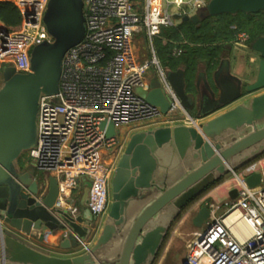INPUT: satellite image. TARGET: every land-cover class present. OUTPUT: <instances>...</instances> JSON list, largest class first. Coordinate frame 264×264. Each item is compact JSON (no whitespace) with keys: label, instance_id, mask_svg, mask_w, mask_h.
Segmentation results:
<instances>
[{"label":"water","instance_id":"obj_1","mask_svg":"<svg viewBox=\"0 0 264 264\" xmlns=\"http://www.w3.org/2000/svg\"><path fill=\"white\" fill-rule=\"evenodd\" d=\"M261 10L264 0H209L183 20L197 23L209 15ZM43 20L51 39L31 48L30 70L19 72L8 65L0 83V264H109L98 253L120 239L124 244L115 264H149L157 258L178 213L190 201L225 173L264 153V37L250 46L259 55L253 82L243 84L231 76L229 61L222 60L217 73L227 68V74L219 77L216 85L206 81L208 94H200L196 82L187 79L185 68L166 70L184 108L210 118L200 120L198 126L177 123L127 136L110 181L107 219L94 230L97 219L88 206L86 179L82 209L72 214L56 205L59 183L55 176H49L48 192L39 196L37 170L19 162L23 153L36 145L41 96L59 93L65 54L86 35L85 2L49 0ZM143 97L163 113L171 107L161 82L152 80ZM101 126L109 137L117 134L113 122L103 121ZM261 178L262 173L256 171L246 182L254 187ZM237 195L234 188L230 196ZM135 200L143 209L130 222L128 209ZM210 214L208 205L201 206L193 224L201 228ZM58 230H68L66 236L62 234L60 247L72 252H45L24 237L44 239ZM92 235V244L79 250ZM182 264H186L185 258Z\"/></svg>","mask_w":264,"mask_h":264},{"label":"built area","instance_id":"obj_2","mask_svg":"<svg viewBox=\"0 0 264 264\" xmlns=\"http://www.w3.org/2000/svg\"><path fill=\"white\" fill-rule=\"evenodd\" d=\"M13 2L22 12L14 30L0 21V83L8 65L19 72L31 68V48L51 36L44 23L49 0H0ZM86 35L65 54L60 91L43 94L38 111V134L30 157L38 172L39 196L49 188V176L59 183L56 205L72 214L80 207V181L89 183V209L97 223L110 208V181L126 138L119 128L179 122L198 126L200 118L187 111L170 84L157 56L154 38L205 6L208 0H84ZM234 42L250 46V34L231 25ZM150 40L152 60L141 61L133 45L137 33ZM182 48H175L180 55ZM152 65L171 98L167 113L147 102L135 87L149 88ZM174 112V114H171ZM103 121L117 129L109 137ZM260 171V184L251 187L246 177ZM238 195L221 205L207 203L211 214L205 227L188 243L186 264H264V156L232 170ZM204 222V223H205ZM97 224L93 227L97 230ZM64 236L68 230H63ZM95 235L80 245L88 248ZM31 241V238H26ZM182 264V262L180 263Z\"/></svg>","mask_w":264,"mask_h":264},{"label":"crops","instance_id":"obj_3","mask_svg":"<svg viewBox=\"0 0 264 264\" xmlns=\"http://www.w3.org/2000/svg\"><path fill=\"white\" fill-rule=\"evenodd\" d=\"M209 1V0H208ZM180 21H177L176 24L180 23ZM175 24V25H176ZM143 36L141 37L139 43V47L141 45H150V40L146 36L144 32ZM140 34V33H139ZM137 33V35H139ZM155 41V40H154ZM252 44V43H251ZM251 46V45H250ZM242 47L240 45H237L234 40L230 41L226 44V48L222 51L220 56L218 57L217 61L213 64H207L206 62L200 60L198 63L193 67L192 69H189L188 66L184 63L181 62L176 68H172L167 60L164 62L160 57H158L161 61L162 66L166 67L167 69H177L179 67H183L186 69V74H187V79L191 82L198 85L200 89V94H208V89L206 85V81L210 84H215L216 81L219 77H221L223 74H227V71L229 70L231 76H235L236 78L240 79L243 84L245 83H250L253 82L256 79L257 73H258V62H257V56L254 53L255 51L251 49V47ZM136 52L138 53V56L140 55V49L138 47H134ZM254 52H252V51ZM144 51V49H143ZM185 52V51H183ZM183 52L181 54H183ZM157 53V51H156ZM180 54V55H181ZM178 55V56H180ZM158 56V53H157ZM182 56V55H181ZM140 59V58H139ZM222 60H228L229 61V69L225 68L221 74H218L219 66L222 62ZM167 62V63H166ZM163 67V68H164ZM155 69V70H154ZM165 70V71H166ZM156 71L155 67H152L150 72L148 73V81L149 85L152 81L153 77V72ZM162 85V82H161ZM201 120H206V118L210 117H202L201 115H197L196 113L194 114ZM213 116V115H212ZM202 117V118H201ZM177 123L179 122H169V123H149V124H143L139 127L136 128H131L129 127L127 132L125 133V137L129 136L132 132H136L139 130H144L150 127H160V126H168V125H178ZM120 131H123V129L119 128V134ZM121 135V134H120ZM264 154V153H263ZM263 154L258 156L257 159H260L263 157ZM255 159V160H257ZM244 165H240L237 167L236 170H241ZM183 170H187L184 167H181ZM232 172L229 171L222 175V177L214 182L213 184L209 185L210 188L205 190L200 193L199 196L194 198L191 204L190 202L187 204V206L180 212L178 213L177 217L171 224V227L169 228V232L165 238L164 245L162 246L160 253L158 255V258H156L153 262L149 264H154L155 261H158V264H161L163 262L164 264L166 263V260L168 259L169 253L174 249L177 250V245L180 243L184 244L183 246H179L180 249H184V252H187V246L188 243L198 234L200 231L198 227H196L193 222H189L190 218L193 219L195 214L198 212L199 208L203 205H206L207 203L213 202L214 204L221 205L224 200H228L231 198L230 192L231 188L234 186L232 180ZM84 183L85 179H82L80 181V201L83 195V189H84ZM81 207V204H80ZM82 209V208H81ZM143 209V205H140L136 200L131 204V206L128 209V219L130 222H132L137 215L139 214L140 210ZM184 212V213H183ZM182 214V215H181ZM107 215V214H106ZM103 216L101 218V223L103 224L104 221L107 219V217ZM181 218V219H180ZM186 219V221L184 220ZM167 221H165L166 223ZM178 222V223H177ZM190 227H195V228H190ZM20 232V231H18ZM36 233H38L36 231ZM63 230H58L55 233H48L44 239H39L38 237H30L31 241H29L32 245H34L36 248L41 249L45 252L49 253H59V254H66L70 253L73 251V249L65 250L60 247V242L63 238ZM25 238H28L27 236L24 235ZM173 242H178L174 246L172 244ZM123 244L124 240L120 239L119 241L115 242L114 244L104 247L101 249V251L98 253L100 258L102 260H107L110 261L109 264H115V261L118 259V257L121 254V251L123 249ZM186 246V248H184ZM167 249V250H165ZM170 249V250H169ZM165 250V254H162V251ZM179 250V249H178ZM183 251V250H182ZM162 254V256H161ZM164 256V258H163ZM114 262V263H111ZM179 261H172V264H177ZM7 264H25L23 262H14V261H8Z\"/></svg>","mask_w":264,"mask_h":264},{"label":"trees","instance_id":"obj_4","mask_svg":"<svg viewBox=\"0 0 264 264\" xmlns=\"http://www.w3.org/2000/svg\"><path fill=\"white\" fill-rule=\"evenodd\" d=\"M22 20V12L18 6L10 1H0V21L8 29H17ZM233 24L250 34L251 44L257 38L264 37V10L256 13L238 11L209 15L197 23L182 19L176 25L164 26L161 34L154 38L158 57L164 62L167 60L172 68L184 62L192 69L200 60L213 64L226 48V44L235 39V30L231 28ZM175 48H182L185 52L182 56L175 55Z\"/></svg>","mask_w":264,"mask_h":264},{"label":"rangeland","instance_id":"obj_5","mask_svg":"<svg viewBox=\"0 0 264 264\" xmlns=\"http://www.w3.org/2000/svg\"><path fill=\"white\" fill-rule=\"evenodd\" d=\"M139 34V33H138ZM143 36V33L141 32L139 35H135V37H134V41H133V45H134V47H138L139 49H140V55L138 56L139 58H140V60L141 61H144V60H152V52H151V49H150V45L148 44V45H141L140 47H139V45H140V43H139V41H140V39H141V37ZM143 49H144V51H143ZM252 51V50H251ZM252 52H254V51H252ZM255 54H256V56H257V58H258V54L256 53V52H254ZM136 54L138 55V53L136 52ZM185 59V58H184ZM152 67H154L153 65H152ZM164 67V66H163ZM152 69V68H151ZM164 69L166 70V67H164ZM155 70V69H154ZM154 74H153V77H152V80H153V82H155V83H157V82H161V80H160V77H159V74H158V72L157 71H154L153 72ZM135 90H136V92L139 94V95H141V96H144L145 95V93H146V87H143V86H138V87H135ZM128 128L129 127H122L121 129H123V131H120V134H121V136L122 137H125V133L127 132V130H128ZM30 150L29 151H27V152H25V153H23V155L21 156V158L19 159V162H20V164H21V166L22 167H25L26 165H32L34 168H35V163H34V161H33V159L30 157ZM263 156H264V154H263ZM257 159V158H256ZM37 174H38V172H37ZM224 202H225V200H224ZM223 202V203H224ZM222 203V204H223ZM184 213V212H183ZM182 215V214H181ZM181 219V218H180ZM185 221H186V219H184ZM189 222H190V224H191V222H192V219L190 218V220H189ZM178 223V222H177ZM99 225V222L97 223V226ZM205 225H206V222L204 223V225L201 227V228H198L199 230H202L204 227H205ZM190 228H195V227H190ZM181 241H179V244H178V242H173L172 244H174V246L176 245V244H178L177 246V250H172L170 253H169V256H168V259L166 260V263L167 264H172V261H179L177 264H180L181 262H182V260H183V258H185V256H186V253L184 252V249H180V247L179 246H183L184 244H182V243H180ZM184 248H186V246L184 247ZM179 249V250H178ZM165 250H167V249H165ZM165 250H163L162 251V254H165ZM170 250V249H169ZM162 254H161V256H162ZM163 258H164V256H163ZM158 261L159 260H157V262L155 261V263L154 264H158ZM161 264H164L163 262H161Z\"/></svg>","mask_w":264,"mask_h":264}]
</instances>
